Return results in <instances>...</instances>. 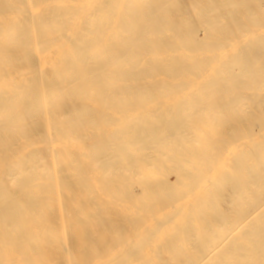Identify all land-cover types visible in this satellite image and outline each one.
Masks as SVG:
<instances>
[{"label": "bare ground", "instance_id": "6f19581e", "mask_svg": "<svg viewBox=\"0 0 264 264\" xmlns=\"http://www.w3.org/2000/svg\"><path fill=\"white\" fill-rule=\"evenodd\" d=\"M0 264H264V0H0Z\"/></svg>", "mask_w": 264, "mask_h": 264}]
</instances>
